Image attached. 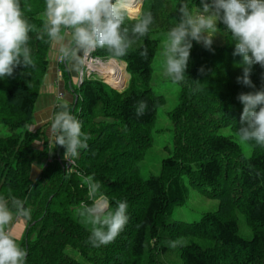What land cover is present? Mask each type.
I'll return each mask as SVG.
<instances>
[{"label":"trees","instance_id":"1","mask_svg":"<svg viewBox=\"0 0 264 264\" xmlns=\"http://www.w3.org/2000/svg\"><path fill=\"white\" fill-rule=\"evenodd\" d=\"M53 1L23 0L16 12L0 0V205L27 222L12 264H264V0H141L135 18L107 0L94 53L124 62L128 85L68 82L76 98L29 130L52 40L65 28L40 14ZM199 11L217 14L222 43L192 35ZM85 23L72 30L74 43ZM162 32L182 37L183 75L167 113L171 152L143 177L139 162L166 98L151 86ZM70 54L59 63L66 80ZM190 189L218 200L216 209L169 219ZM98 200L106 209L89 227L80 215ZM5 230L3 222L7 255L14 238Z\"/></svg>","mask_w":264,"mask_h":264},{"label":"rangeland","instance_id":"2","mask_svg":"<svg viewBox=\"0 0 264 264\" xmlns=\"http://www.w3.org/2000/svg\"><path fill=\"white\" fill-rule=\"evenodd\" d=\"M13 1L14 2L11 3L12 9L16 12H22L23 6H26V3L23 2V0ZM111 1V6L115 11L123 10L130 18L138 17L140 14L141 0H132L133 2H128V4H131L129 6L135 10V13L128 11L123 5L121 7L116 3V1L122 2L123 0ZM99 2L102 4L100 5ZM105 2L104 0H75L73 3H67L55 0L50 4L52 7L50 11L40 13L44 20L60 23L65 28H63L62 32L56 35L52 40L50 46L51 50L49 52L50 66L44 76L43 85L35 103L32 121L28 124L29 130H34L44 124L49 117H52V109L57 102L71 101L75 97L73 92L68 89V82L76 85L80 84L84 77H96L109 83V80L101 76L99 71L92 69L89 64L91 61L95 62L92 65H95L96 61H101L100 67H102V65L111 64L121 68V70L125 72L126 77L123 84L117 86L118 88L115 89L121 91L128 85L129 75L126 72V65L124 62L113 57L103 59L94 53L96 33L101 24V17L105 12L103 7ZM83 9L86 11L85 14L83 13ZM94 13H96L97 23L94 20ZM85 20H88L87 31L78 42L74 43V34H72V30L76 28L78 23L82 25L86 24ZM191 20V33L197 40L213 44L222 43L223 38L216 24L217 14L215 12H194ZM159 35L162 37L159 46L161 54H156L153 60L151 86L155 91L163 93L166 98L165 102L157 109L152 129L154 134L153 144L139 162L141 175L143 177H147L152 173L156 174L159 171L161 160L171 152L172 131L170 130L171 122L168 119L167 113L177 102V90L175 87H177L176 84L181 80L183 75L180 67L182 60L181 35L177 32H162L159 33ZM91 44H93L92 47L90 46ZM68 52H71V54L65 64L68 68L70 79L66 80L63 77L58 61L65 60L64 56ZM87 53L89 54L88 57H86ZM89 59L92 60L87 61ZM51 75L53 79H51ZM46 79L51 81L50 86L45 84ZM55 81L58 85L54 83ZM47 132L50 135L49 128ZM34 143L38 146L41 145V142L38 141ZM37 172L38 169L33 168L32 174L35 175ZM217 205L218 200L208 198L203 193L190 189L187 200L183 204L173 208L169 215V219L192 222L199 219L204 213L215 210ZM105 209V200H98L95 208L89 212L90 214L80 215L82 223H86L89 227L93 226V223H87L86 221L88 219L94 221ZM3 222L6 227V233L13 237L14 241H11L7 255L3 253L0 254V264H12L20 244L19 238L27 222L24 218L18 217L10 211L1 210L0 205V225L3 224ZM238 232L245 238L251 236V231L245 224L242 216L238 218ZM6 246V241L0 244V247ZM174 259L173 257V260Z\"/></svg>","mask_w":264,"mask_h":264},{"label":"bare ground","instance_id":"3","mask_svg":"<svg viewBox=\"0 0 264 264\" xmlns=\"http://www.w3.org/2000/svg\"><path fill=\"white\" fill-rule=\"evenodd\" d=\"M125 2L122 4L123 7H126L128 9V11L132 12V13H135V10H133V8H131L129 5L131 4H128L126 2V0H124ZM130 2L132 0H129ZM133 2V1H132ZM99 14V13H97ZM94 20L95 22L97 23V17H96V13H94ZM95 25V24H94ZM89 53V51H88ZM87 53V56H89V54ZM92 59H89L87 61H91ZM86 61V63H87ZM95 62L91 61L89 62V64L91 65L92 69L93 70H97L99 71L100 75L105 77L106 79L109 80V83L115 87L119 86V85H122L124 80H125V77H126V74L124 71L121 70V68L117 67V66H114V65H102V67H100V63L101 61H96V64L95 65H92L94 64ZM115 84V85H114ZM118 88V87H117Z\"/></svg>","mask_w":264,"mask_h":264},{"label":"crops","instance_id":"4","mask_svg":"<svg viewBox=\"0 0 264 264\" xmlns=\"http://www.w3.org/2000/svg\"><path fill=\"white\" fill-rule=\"evenodd\" d=\"M68 45H69V43H68ZM59 50V49H58ZM62 50H63V47H62ZM52 76V75H51ZM50 76V77H51ZM50 77H49V79H50ZM51 79H53V76H52V78ZM51 81L50 80H48V79H46V82H45V84H47L48 86H50L51 85V83H50ZM54 83H56V81L54 82ZM57 84V83H56ZM58 85V84H57ZM51 107V106H50ZM49 119H50V117L47 119V121H49ZM47 121H45V122H47ZM24 226V225H23ZM14 231V230H13Z\"/></svg>","mask_w":264,"mask_h":264},{"label":"built area","instance_id":"5","mask_svg":"<svg viewBox=\"0 0 264 264\" xmlns=\"http://www.w3.org/2000/svg\"><path fill=\"white\" fill-rule=\"evenodd\" d=\"M123 2H125L124 0L122 1V2H120V1H116V3L119 5V6H121L122 7V4H123ZM126 2L128 3V2H130L129 0H126ZM59 63L61 62V61H58ZM58 63V64H59ZM70 147H72V144L70 145Z\"/></svg>","mask_w":264,"mask_h":264},{"label":"water","instance_id":"6","mask_svg":"<svg viewBox=\"0 0 264 264\" xmlns=\"http://www.w3.org/2000/svg\"><path fill=\"white\" fill-rule=\"evenodd\" d=\"M106 0H104V2H105ZM100 3V2H99ZM102 3H100V5H101ZM92 45L93 44H91L90 46L92 47ZM108 85H110L112 88H117V87H115V86H113V85H111L110 83H108L107 81H105Z\"/></svg>","mask_w":264,"mask_h":264}]
</instances>
